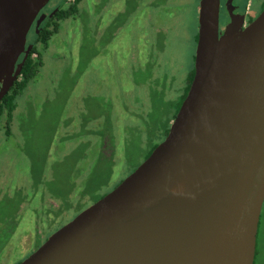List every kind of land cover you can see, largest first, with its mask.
<instances>
[{
	"label": "water",
	"instance_id": "1",
	"mask_svg": "<svg viewBox=\"0 0 264 264\" xmlns=\"http://www.w3.org/2000/svg\"><path fill=\"white\" fill-rule=\"evenodd\" d=\"M49 0H0V101ZM199 0L194 75L164 140L20 264H253L264 202V8ZM44 18L40 16L38 22Z\"/></svg>",
	"mask_w": 264,
	"mask_h": 264
},
{
	"label": "rangeland",
	"instance_id": "2",
	"mask_svg": "<svg viewBox=\"0 0 264 264\" xmlns=\"http://www.w3.org/2000/svg\"><path fill=\"white\" fill-rule=\"evenodd\" d=\"M237 1L241 7L249 2ZM95 4L96 10L88 0L84 16L62 24L42 56L38 79L18 99L9 151L27 152L35 161L31 181L37 203L48 193L52 225L42 217L32 232L27 217L4 249L8 263L10 256L22 258L30 237L43 243L143 163L164 140L186 92L198 0ZM25 174L22 182L30 183ZM23 191L27 198L29 188ZM256 248V261L264 264V205Z\"/></svg>",
	"mask_w": 264,
	"mask_h": 264
},
{
	"label": "flooded vegetation",
	"instance_id": "3",
	"mask_svg": "<svg viewBox=\"0 0 264 264\" xmlns=\"http://www.w3.org/2000/svg\"><path fill=\"white\" fill-rule=\"evenodd\" d=\"M87 1L88 0H79L77 4L75 5L76 10H74V14L71 16H67L66 18L61 19V20L54 19L53 22H48L50 18L53 17L54 14L58 10L70 9L72 5L74 4L75 0H49L47 4L42 8L40 13L37 15V17L33 21L28 31V34L26 36L25 51H27L29 45H31V48L27 54H21L16 63V65L20 64L23 61V59L25 62V60L28 57H32L34 58V60L36 57H39L40 59V66L37 68L36 76L33 79H31L30 82H28L26 88L38 79L37 75L39 73L40 67H42V56L46 54L47 47L50 44L52 38H54V36H58L59 33L62 31L61 28H62L63 23L68 22V20L72 21L73 23L74 21L79 19V16L80 17L84 16V13H85L84 3H86ZM229 4L232 7L233 14L237 15L236 19L241 23L242 28L247 27L252 21H254V19L261 13V11L264 8V0H249V2L247 1L245 3L246 4L245 7H241L237 0H220L219 32H222V30L225 28L227 23L230 21V16H229L228 9H227V6H229ZM253 5H254V8H253ZM198 6H199V0H198ZM93 9L94 10L97 9L95 0H94ZM41 15H43L44 18L40 22H38ZM47 23L49 24L48 30L51 31V35L49 39L47 40V42L45 44H42L41 42H38L37 38H38L39 30L42 29L43 27H46ZM55 24H56L57 31H54V28H53V26L55 27ZM196 42H197V36H196ZM53 56L54 54L51 55V57ZM194 60H195V53H194ZM192 71L194 75V63H193L192 70L189 71V73L187 71L185 72L186 77L184 80V84L186 81V88L188 84L187 78L191 74ZM190 83L188 85V89H189ZM20 96L21 95H19V97ZM19 97L16 100L15 109L17 107V102H18ZM15 109L12 113V119L10 122L7 121L5 115L2 116L1 121H0L1 130L3 131L2 133L5 135L4 137H0V147L4 149L3 152H0V254L1 253L4 254V249L7 248L12 242V240L14 239V237L18 235L19 227L22 223L25 222L27 217L30 218L29 223L33 224L32 232H34L35 230L37 231L38 222L41 220L42 217L45 218V223H49L50 227L52 225L51 208L48 205L50 204V199H47L48 193H46V196L42 198V200H40L39 203H37L36 184H35V181L34 182L31 181V175H32V178H34V175L36 173L35 161L31 158L30 154H28L27 152L21 151L19 154H16L14 152L9 151L10 149L9 145L12 144L10 141L11 139L10 124H13L12 130H11L13 132V129L16 125V120H17L16 115H15ZM3 117H5L4 120H3ZM69 124H71V122H69ZM15 143L18 144L17 141H15ZM20 165H23V167H20ZM25 169L28 171V175L30 176L28 179L30 183L22 182V180L25 179L23 175H27L25 174L26 172ZM23 188H29L30 190V193L27 198L24 197ZM107 193L108 192H105L104 195H106ZM103 196H101L100 198H102ZM95 202L96 200L93 203ZM263 205H264V202H263ZM263 205H262V209H263ZM262 209H261V213H262ZM261 213H260V218H259V223H258V230H259V224L261 220ZM63 225H61V227ZM257 236H258V231H257ZM46 240L47 239H45L44 242ZM43 243L37 245L36 239L34 237H30L29 244L27 248L25 249L22 258H20L18 254L13 256V258H11L10 256V261L8 263L6 260L5 254H4V257L0 258L2 259L0 260V264H20L28 256L34 253ZM15 246L12 247L13 250L15 249ZM256 246H257V239H256ZM256 249H255V256H254L253 264H263L259 258L256 261V257H257Z\"/></svg>",
	"mask_w": 264,
	"mask_h": 264
},
{
	"label": "trees",
	"instance_id": "4",
	"mask_svg": "<svg viewBox=\"0 0 264 264\" xmlns=\"http://www.w3.org/2000/svg\"><path fill=\"white\" fill-rule=\"evenodd\" d=\"M79 0H75L74 4L72 5V7L70 9H60L58 10L55 14H54V18L51 17L50 20L48 22H53L54 19L56 20H61L66 18L67 16H71L74 14V10H76V4ZM48 26L49 24L47 23L46 27H43L42 29L39 30V34H38V42H41L42 44H45L47 42V40L49 39L50 35H51V31L48 30ZM54 31H57L56 28V24L55 27L53 26ZM40 66V59L39 57H36L35 60L32 57H28L25 62L23 63L21 69H20V74L17 78V80L14 82V84L12 85L11 89L9 90V92L3 97V99L0 101V121L3 115L6 116V119L8 122L11 121L12 119V113L15 109V105H16V100L19 97V95L22 94V92L24 91V89L26 88L28 82H30L31 79H33L36 76L37 73V68ZM193 77V71L191 72V74L188 76L187 78V88L186 91L188 89V85L191 82ZM186 95V92L184 93V95L181 98V101L176 104L175 106V114L177 113L179 106L181 104V102L183 101L184 97ZM175 117V116H174ZM173 117V118H174ZM168 131H166L167 134ZM156 146L153 147V149ZM152 149V150H153ZM151 150V151H152ZM151 153V152H150ZM150 153L148 154V156L150 155Z\"/></svg>",
	"mask_w": 264,
	"mask_h": 264
}]
</instances>
